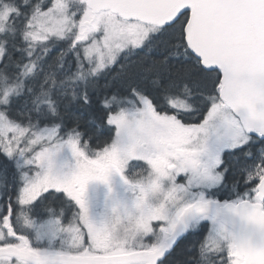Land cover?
<instances>
[{"label":"snow or ice","instance_id":"snow-or-ice-1","mask_svg":"<svg viewBox=\"0 0 264 264\" xmlns=\"http://www.w3.org/2000/svg\"><path fill=\"white\" fill-rule=\"evenodd\" d=\"M0 264H264V0H0Z\"/></svg>","mask_w":264,"mask_h":264},{"label":"trees","instance_id":"trees-1","mask_svg":"<svg viewBox=\"0 0 264 264\" xmlns=\"http://www.w3.org/2000/svg\"><path fill=\"white\" fill-rule=\"evenodd\" d=\"M101 84H103V81H101ZM104 138H106V137H102L101 139H104Z\"/></svg>","mask_w":264,"mask_h":264}]
</instances>
